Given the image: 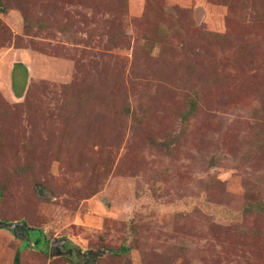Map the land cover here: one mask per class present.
<instances>
[{
    "label": "rangeland",
    "instance_id": "obj_1",
    "mask_svg": "<svg viewBox=\"0 0 264 264\" xmlns=\"http://www.w3.org/2000/svg\"><path fill=\"white\" fill-rule=\"evenodd\" d=\"M0 221V264H264V0H0Z\"/></svg>",
    "mask_w": 264,
    "mask_h": 264
},
{
    "label": "water",
    "instance_id": "obj_2",
    "mask_svg": "<svg viewBox=\"0 0 264 264\" xmlns=\"http://www.w3.org/2000/svg\"><path fill=\"white\" fill-rule=\"evenodd\" d=\"M0 226L2 227H6L8 229H10L11 231L15 230V225L14 223H5V222H2L0 221ZM64 243V239L63 238H59V239H51L49 241V247L50 249L54 252V253H63L60 249H59V246H62ZM69 249H66V253H69ZM65 253V252H64Z\"/></svg>",
    "mask_w": 264,
    "mask_h": 264
},
{
    "label": "flooded vegetation",
    "instance_id": "obj_3",
    "mask_svg": "<svg viewBox=\"0 0 264 264\" xmlns=\"http://www.w3.org/2000/svg\"><path fill=\"white\" fill-rule=\"evenodd\" d=\"M59 249L61 250V249H62V246H59ZM66 249H67V248H66ZM64 250H65V249H64ZM65 253H66V252H65ZM69 253H70V252H69ZM69 253H68V254H69Z\"/></svg>",
    "mask_w": 264,
    "mask_h": 264
}]
</instances>
